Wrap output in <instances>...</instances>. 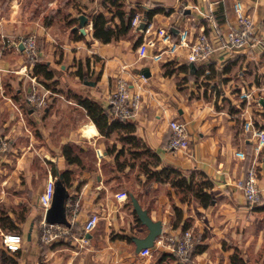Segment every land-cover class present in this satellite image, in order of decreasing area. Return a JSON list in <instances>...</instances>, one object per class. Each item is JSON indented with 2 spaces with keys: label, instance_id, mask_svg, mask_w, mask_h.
Returning a JSON list of instances; mask_svg holds the SVG:
<instances>
[{
  "label": "crops",
  "instance_id": "obj_1",
  "mask_svg": "<svg viewBox=\"0 0 264 264\" xmlns=\"http://www.w3.org/2000/svg\"><path fill=\"white\" fill-rule=\"evenodd\" d=\"M104 1L14 0L11 10H0V201L7 198L2 194L6 185L19 187L18 174L30 171L25 168V157H18L20 153L42 155L52 165L47 166L42 194L50 179L59 178L54 177V169L60 174L72 172L67 202L71 235L44 245L41 227L4 215L13 220L16 229L9 231L0 223V264H264V211L258 209L264 205V150L259 155L254 152L255 132L264 130V0H239L252 15L257 34L252 44L235 50L226 46L224 34L238 28L233 8L236 0H124L125 10L134 9L174 36L184 29L195 33L206 30L214 53L207 71L200 76L196 69L203 64L190 63L184 55L160 63L139 58L137 41L144 35L140 25L132 27L127 37L108 44L96 39L92 17L105 12ZM156 7L175 11L170 16L157 14L149 19V11ZM114 22L118 24L119 19ZM31 34L36 36L39 62L55 72L51 81L40 77L44 80L41 83L34 64L27 62L23 41ZM183 65H190L191 70H181ZM121 82L141 96L140 108L129 120L154 157L125 142L124 132L114 133L124 142L122 147L113 143L114 134L105 138L79 104V99H91L111 115V96ZM43 83L53 85L57 92L51 93ZM35 90L47 97V105L41 109L28 101ZM243 93L251 94V98L244 99ZM56 106L77 110L69 129L63 126L67 112H57ZM173 120L186 124L188 151L172 152L168 148ZM249 121L252 126L247 130ZM37 131L44 144H38ZM67 144H76L81 156L82 151H92L95 168L85 160L83 165H70L63 156ZM114 146L116 151L109 154ZM121 149L125 151L121 157H127L130 151L132 160L128 163L121 157L117 163ZM239 151L246 154V159L236 157ZM13 154L17 163L10 167ZM139 159L140 164H135ZM145 164L153 171L171 166L187 176L194 171L204 173L213 183L208 190L212 203L203 205L191 193L149 178ZM253 164L258 169L261 199L250 205L237 183ZM135 170L139 182L133 189L117 184V176ZM6 175L10 177L4 179ZM124 192L129 193L128 199H118L117 195ZM42 194L38 198L41 219ZM132 197L152 220L163 223V234L150 248L149 256H143L134 241L146 237L148 230L137 222ZM93 214H98L100 221L94 230L86 232L85 223ZM132 223L142 229L138 233L133 229L132 233ZM184 226L192 232L199 250L188 259L180 258L169 241L186 232ZM7 233L23 236L22 249L17 253L4 250L3 235Z\"/></svg>",
  "mask_w": 264,
  "mask_h": 264
},
{
  "label": "built area",
  "instance_id": "obj_2",
  "mask_svg": "<svg viewBox=\"0 0 264 264\" xmlns=\"http://www.w3.org/2000/svg\"><path fill=\"white\" fill-rule=\"evenodd\" d=\"M234 12L238 22L237 29L228 30L224 34L226 46L230 49H243L255 40L257 29L252 15L249 13L243 2L236 0L233 4ZM146 23V30L143 35V42L138 48V56L141 59L150 58L156 63L171 60L175 56L184 55L190 63L207 64L210 62L214 53V45L212 38L203 30L200 33H195L190 29H184L177 36L166 28L157 27L153 22L148 21L141 14H137L132 21V27L137 28L141 23ZM219 34H217L218 36ZM25 52L29 61L34 62L38 57V45L36 36L29 35L24 41ZM244 99H250L251 94L243 93ZM28 101L35 108L41 109L47 105L46 95H39L35 90L28 96ZM141 104L140 94L133 93L126 82H121L111 96V106L114 119H130L139 110ZM252 122L245 124L247 130H250ZM172 130V138L169 143V150L172 152L188 151L190 147V138L187 133L186 124L173 120L170 123ZM256 144L254 152L259 155L264 150V130H256ZM6 148V144H3ZM98 154L102 156L101 150ZM238 159H246V154L243 151L236 153ZM237 187L243 192L246 200L250 205H255L260 202V190L258 184V169L256 164L251 165L246 177L237 183ZM55 194V180L50 179L46 185L45 191L41 195L40 204L43 209V217L40 224L41 227V242L44 245H50L58 240L71 235L69 227L59 224H49L46 221V213L51 208ZM118 199H128L127 193L117 195ZM100 221L98 214H93L85 223V231L91 232L94 230ZM23 236L19 233H7L3 235L4 250L10 253H16L22 249ZM87 242L86 238L82 239ZM169 241L174 247V250L181 257H186L189 249L194 246V237L191 231H186L180 236L170 237ZM151 249L142 251L143 256H149Z\"/></svg>",
  "mask_w": 264,
  "mask_h": 264
},
{
  "label": "trees",
  "instance_id": "obj_3",
  "mask_svg": "<svg viewBox=\"0 0 264 264\" xmlns=\"http://www.w3.org/2000/svg\"><path fill=\"white\" fill-rule=\"evenodd\" d=\"M109 2V5L107 4ZM112 7L115 10H112ZM124 0H105L103 3V8L105 12H98L92 17L94 37L103 43H111L112 41H117L123 37H127L132 31V21L135 16L138 14L137 11L131 9L129 11L124 9ZM174 8H165V7H156L149 11V19H152L153 16L157 14H164L170 16L174 13ZM106 13H109L108 16ZM115 18L119 19V23L116 24ZM206 33L207 31L204 30ZM143 42V35L140 36L137 43L141 45ZM37 59V58H36ZM34 72L35 76L38 78L43 77L46 81H51L55 78V72L50 69L46 64L39 62V58L34 62ZM181 70L189 72L191 70L190 65H183ZM207 71V64L197 67L196 74L200 76ZM173 73V72H171ZM46 85V83H45ZM50 88V86L46 85ZM79 104L86 109L88 116L95 122L97 128L99 129L101 135L105 138H110L114 133H122L124 135L122 139L128 144L136 148H143L146 154L151 155V151L147 148L146 145L141 143V140L136 136V125L131 122L129 119H114L113 112L111 115L106 111L99 103L92 101L91 99L82 98L79 99ZM112 116V117H110ZM115 146L113 150L108 153H114ZM78 146L76 144H67L63 148V156L70 165L78 164L83 165L84 159L81 156V152L78 151ZM134 157H138L137 152H132ZM125 155L124 149H121L116 155V161L121 156ZM154 157V155H151ZM140 157V155H139ZM157 158V157H156ZM123 165V164H122ZM133 166V165H132ZM145 173L151 179H156L160 182H169L174 188L178 189L182 193H191L196 198L200 199V202L203 205H209L212 203L213 198L209 194L208 190L213 187V183L209 180L208 176L204 173H197L196 171L192 172L189 176L185 175L179 169L173 168L171 166H165L159 171H153L149 169V166L145 164L144 167ZM54 177H61L63 183L67 188H70V181L72 177L71 171H65L62 174L58 170H53ZM207 190V191H206ZM260 211H264V205L258 207ZM139 225H142L141 222L137 219ZM0 223L4 229L13 231L16 229L13 220L9 216H0ZM177 225V224H176ZM72 227V224L71 226ZM185 231L188 229L187 226L183 228ZM198 245L194 242V246L189 249L186 257H181L182 259H188L194 253L198 252ZM17 253V252H16Z\"/></svg>",
  "mask_w": 264,
  "mask_h": 264
},
{
  "label": "rangeland",
  "instance_id": "obj_4",
  "mask_svg": "<svg viewBox=\"0 0 264 264\" xmlns=\"http://www.w3.org/2000/svg\"><path fill=\"white\" fill-rule=\"evenodd\" d=\"M14 0H0V10H2L3 12L8 11L9 9L11 10V5L14 3ZM18 10V9H17ZM15 14H17L15 12ZM39 55V54H38ZM39 57H37L38 59ZM36 59V60H37ZM28 64L31 66L32 63L31 61H28ZM31 77H33V75H30ZM36 80V79H35ZM41 83L44 82L43 78H40ZM37 81H39V79H37ZM51 83V82H50ZM49 83V85H50ZM43 86L46 87L48 89V87L46 85ZM53 85H50L49 90L51 91V93H55L57 92L58 89L53 88ZM207 93H205L206 95ZM42 95V94H41ZM50 96V94H49ZM57 112H67L65 115V119L67 120L65 122V124L63 126H66L67 129H69V127H71L72 125V116H75V114H77V110H72L71 112L68 110H64L62 109V107H55ZM44 113L41 114V116ZM50 121H47L46 126H49ZM36 137L38 139V144H44V140L42 137V134L40 133V131H37L36 133ZM113 140V143L122 147L124 142L120 141L118 139L117 134H114L113 137L111 138ZM103 142H106V139L102 140ZM70 143V142H69ZM80 146H85L87 148H89L90 145L89 143H81ZM129 146V145H128ZM126 146V149L128 148V150H130L131 147ZM112 144L108 143V148H111ZM82 156L85 160V162L87 163V165H89L91 168H95L94 164L96 161V156L92 153V151L85 152L82 151ZM128 153V152H127ZM130 153V151H129ZM128 153L127 157H121V161L123 163H128L130 160H132L131 155ZM14 155V154H13ZM56 155V154H55ZM42 155H35V154H31V155H23L20 153V155H18V157L20 158H24V161L26 162V167L27 169H29V172H21L18 174L17 179L19 180V187H15V185H11L12 187L6 185V187L4 188V193L2 194H6L7 198L6 199H2L3 201H0V215H10L16 222H21V219H26V223H30V222H34L39 228H40V224L42 219L40 218V213H41V209H40V205L38 203V198L40 196V194H42L43 188H44V184L46 182V179L48 177V172H47V166L52 167V165H50V163L46 160V159H42L41 157ZM14 158V160H13ZM10 159L13 160L12 164H10V167H13V165H16L17 163V156L14 155V157H12V155H10ZM129 159V161H128ZM141 159L137 160L135 164H140ZM138 171V170H137ZM137 171H131V173H127L124 176H117V184H120L119 186H121L123 184L124 188H131L133 189V185L137 182H139V178H138V173ZM104 172L107 174V176H110L111 173L108 172L107 169L104 170ZM10 176L6 175L4 176V179H8ZM28 180V181H27ZM22 186H26L22 189ZM21 187V188H20ZM0 190H2V188H0ZM123 191V189H121ZM125 191V190H124ZM129 194V193H128ZM15 196L17 198H15ZM14 197V198H13ZM131 196L129 195V201H130ZM5 200V201H4ZM8 200V201H7ZM7 201V202H6ZM34 213V216L32 215ZM134 224V227L131 228V232L134 233L133 229H135L137 231V233L142 229L141 226ZM41 230V229H40ZM41 235V233H40ZM41 237V236H40Z\"/></svg>",
  "mask_w": 264,
  "mask_h": 264
},
{
  "label": "water",
  "instance_id": "obj_5",
  "mask_svg": "<svg viewBox=\"0 0 264 264\" xmlns=\"http://www.w3.org/2000/svg\"><path fill=\"white\" fill-rule=\"evenodd\" d=\"M86 21V18H83ZM139 30L145 32L146 23L140 24ZM84 32V30H83ZM70 194L68 188L63 183L61 177L55 181V194L51 208L46 213V221L49 224H59L66 227L71 226L68 220L67 202ZM132 202L137 216L148 230V234L144 238H134L139 252L154 247L156 240L163 234V223L161 221H154L149 216V213L144 210L139 204L138 200L132 197Z\"/></svg>",
  "mask_w": 264,
  "mask_h": 264
}]
</instances>
